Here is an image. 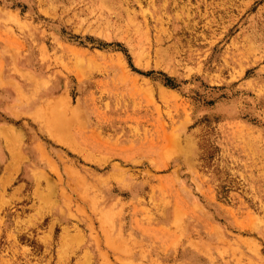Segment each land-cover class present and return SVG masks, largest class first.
<instances>
[{
  "label": "rangeland",
  "instance_id": "1",
  "mask_svg": "<svg viewBox=\"0 0 264 264\" xmlns=\"http://www.w3.org/2000/svg\"><path fill=\"white\" fill-rule=\"evenodd\" d=\"M0 264H264V0H0Z\"/></svg>",
  "mask_w": 264,
  "mask_h": 264
}]
</instances>
